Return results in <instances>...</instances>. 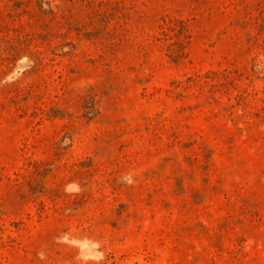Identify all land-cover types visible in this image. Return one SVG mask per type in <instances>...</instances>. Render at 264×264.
<instances>
[{
  "label": "rangeland",
  "instance_id": "rangeland-1",
  "mask_svg": "<svg viewBox=\"0 0 264 264\" xmlns=\"http://www.w3.org/2000/svg\"><path fill=\"white\" fill-rule=\"evenodd\" d=\"M0 264H264V0H0Z\"/></svg>",
  "mask_w": 264,
  "mask_h": 264
}]
</instances>
